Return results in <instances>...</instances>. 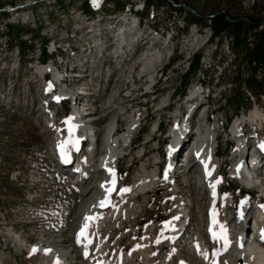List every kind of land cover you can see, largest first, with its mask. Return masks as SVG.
Here are the masks:
<instances>
[{
  "label": "rangeland",
  "instance_id": "374dc122",
  "mask_svg": "<svg viewBox=\"0 0 264 264\" xmlns=\"http://www.w3.org/2000/svg\"><path fill=\"white\" fill-rule=\"evenodd\" d=\"M116 1L98 0L99 7H95L97 15L91 18L81 9L84 0H0V264H54L47 258L29 252L20 243L42 245L49 250L54 245L58 247L57 249L74 246L75 230L79 227L80 214L86 204L82 187L74 186L75 188L71 190L69 188L71 183L68 184L62 180L63 178L54 168V147L58 136L63 135L60 123L57 122L50 129L43 124L45 117L38 103L41 98L38 67L44 66L41 64L49 65L50 60L49 57L44 63L37 60L41 55V41L32 37L36 30L47 42L55 39L62 43L61 51L58 49L59 52H64L68 47L78 50L85 41H90L92 48L85 50L88 56L86 60L91 61L90 65L84 60L80 66L77 55L80 59L85 57L82 54H76V56L70 54L73 53V49L70 53L68 52L71 56L69 62L75 60L73 62L78 67L79 76L86 75L84 70L89 69L88 78L85 77V81L90 85L91 92L88 93V97L80 93L87 108L90 107L88 104L92 103L96 109L100 110L103 103L108 102L111 97L115 98L111 103L115 109L107 117L100 115L102 120L99 124L102 127L113 118L112 116L123 113V117L122 115L119 117L116 132L118 135L126 129L125 119L132 115L133 111L137 110L141 115H145V118L142 116L140 128L135 131L129 156L119 160L118 175L123 183L120 193L126 194L122 190L132 188L134 177L138 175L143 165L149 172L158 169L153 161L158 155L155 151L156 147L159 143L166 142L170 136L168 133L171 134L173 127L176 129L174 115L178 114L182 107L187 106L183 101L186 97L187 100L189 99L192 89H199L201 84L208 83V89L205 91L210 90L212 93L208 97L205 95L201 97L213 112L210 123L214 124L218 121L219 129L222 122L228 119L230 123L235 115L243 114L244 111L250 113L255 109H264V95H255L237 80L238 77L244 79L248 72L246 66L242 65V58L232 52V40L230 38L210 40L211 30L208 26V18L211 11L225 7L218 0H178L177 2L160 0L161 3L158 6L153 4V9L137 14L139 18H145L144 25H139L135 21L139 29L134 24L129 26L130 21L122 22V28L126 29L127 34L134 32V34H128V37L134 36L136 31L138 33L136 44L131 45L130 50H127L129 48L121 40L118 41L120 35L117 36L114 27L121 25L120 17L123 13H128V9L135 4L136 0H118L123 8L127 6L124 12L116 6ZM253 2L256 3V0H237L235 4L238 3L239 7H236L234 2L231 3L234 6H231L232 10L229 13L233 11V14L244 19H249L250 16L264 17L263 6L259 4L253 8L251 7L255 4ZM4 11L9 12L11 18H6L2 13ZM116 20L118 24L115 23ZM193 20L198 23H192ZM7 24L13 30L18 28L22 32L20 40L32 46V50L24 47L23 57L18 55L17 38L8 34ZM149 26L158 28L156 31L159 36L162 35L163 29L173 28L170 34L161 36L163 42L176 35L170 46L163 48L167 56L174 50L173 55L166 58L163 65L157 66L158 83L155 99L144 95L147 91L148 78L143 74L141 64V58L145 53H155L158 48V44L148 42L150 40V34L147 33ZM247 30L245 39L248 44L252 40L254 31L248 28ZM148 44L150 47L147 48ZM120 46L125 47L124 52ZM103 49L105 52L100 57L99 53ZM115 49L118 52V58H112L115 55ZM51 50L52 48L48 49V51ZM197 54L201 57L199 69L193 74H185L187 65ZM54 59L60 60L57 57ZM62 69H65V64L62 65ZM160 73L161 77H159ZM79 76L77 74L73 77L67 73L65 88L70 90L69 85L78 82ZM74 90L78 91L77 88ZM178 94H180L179 98ZM250 95L252 97H249ZM163 100L166 102L162 110L159 106ZM167 104H169L168 107ZM196 112L194 122L195 126L199 123L198 128H200L203 123L199 121L202 111L197 109ZM82 113L79 112L80 115ZM184 113H187V109ZM67 114L68 108L62 107L59 118ZM179 119L182 122L186 121L184 118ZM156 123H158L160 134L154 133ZM216 142L218 163L221 160L231 161L234 154L237 156L238 144L237 148L233 145L229 147L224 143V136L217 138ZM187 145L186 143L185 147ZM143 151L146 153L141 157ZM158 152L162 155L160 147ZM86 157L87 155H83L84 160ZM238 161L222 167L225 171L223 170V175L218 179V186L227 189L229 194L239 196L241 200L244 199L243 201L249 199L247 194L256 193L254 197H259L263 202L264 195L259 189L255 187L241 189L236 181L228 180L226 173L230 167H233L231 173L233 175ZM130 163L132 165H129ZM182 172L183 174L177 178L176 186H161V189L157 191L147 192L146 195H140L134 199V195L128 198L124 212L130 210L132 212H130L132 214L130 219L132 216L133 220L129 223L130 219L127 220L123 213L121 225H116L113 229L110 223L108 228L104 227L100 234L102 241L105 239L106 241L98 245L97 250L100 251V247L103 248L105 255L100 259L110 258V261L113 259L117 261L133 250L137 251L143 239L150 237L146 228L152 225L151 227L156 230L161 229L167 213L171 216L175 214L176 217L179 205L181 207L187 204L192 219L191 226L184 239H181L174 249H168V254L176 259L177 255H180L188 264H204L195 248L192 247L191 250L190 243L195 239L194 233H197L198 242L195 243L201 244L203 241L206 244V239L202 240L200 236H203L202 222L208 208L207 195L200 186L196 170L186 172L183 169ZM103 177V172L97 177L91 175L86 185L96 186L97 184L98 187ZM255 189L259 192H255ZM95 190L97 191V189L93 191L96 192ZM71 192H77L73 194V218L67 227V233L63 235L53 230V224L58 222L56 218L58 212L45 210L59 208L60 204H64L69 198L72 199ZM135 200H137L136 203H134ZM254 209L253 206L252 214ZM35 210L44 211L41 213ZM217 210L220 221L227 225L228 230L232 229L239 210L236 213V209L225 210L223 204L218 206ZM167 224H171V221ZM138 239H141L138 246L130 250L129 242H137ZM111 243L114 244L110 245ZM111 253L114 258L111 257ZM134 256L133 259L137 264H143L142 261H146L137 253ZM240 261L243 260L240 259ZM234 262L233 254L232 259L224 258V264H238ZM70 263L88 264L82 261L80 253L76 258L70 259Z\"/></svg>",
  "mask_w": 264,
  "mask_h": 264
},
{
  "label": "bare ground",
  "instance_id": "6f19581e",
  "mask_svg": "<svg viewBox=\"0 0 264 264\" xmlns=\"http://www.w3.org/2000/svg\"><path fill=\"white\" fill-rule=\"evenodd\" d=\"M150 27L154 28L155 31L154 33L157 36L158 34L156 29L158 28L154 26H150ZM114 28L116 31L120 32L118 41L121 40V42L128 45L129 41H132L134 39V36L128 37V34L131 35L134 34V32L127 34L126 29L122 28V23L120 26ZM172 30L173 28H165L162 31V35L163 34L168 35ZM256 31L258 30H254V33ZM162 35L160 36L158 35V36L161 38ZM175 37L176 35H173L167 41H164L162 43L164 47L166 48L169 47L172 41L175 39ZM225 38H230L233 43V38H231L230 36H225L223 39ZM210 40H212V32H211ZM148 42H151V40H148ZM166 58H167V54H165L163 48H160L159 46L155 53H145L141 58L143 74L148 78V85L146 88L147 90L151 88V86L156 80V75L158 74L157 66L163 65ZM50 71H52L50 65H44L38 67V73L40 75ZM55 76H57V74H55L54 77ZM198 95H199V89L195 88L191 90L189 99L187 100L186 97L184 101L187 104L186 108L188 107L189 104H191L192 99L194 97H197ZM76 99L81 104H79L80 106L78 107V110L74 112L73 115L77 118V123L79 124L83 123V126L89 130L92 139L90 143L88 142L86 144V147L88 148L87 150L88 154L90 155L86 161L83 160L84 164L82 167L83 169L82 171L89 174V176L92 174L95 177H97V175L103 172L104 177L99 182V185L102 184L103 186L100 187L98 185L97 187V184L96 186L95 185L93 186L92 184L91 185L88 184L85 187H82L84 199L86 198L84 200L86 204L84 207L85 208L84 216L81 219V226H83L85 223V217H93V220L89 221L90 226L87 229L89 239L87 240L81 239V242L77 243L78 233L75 232L76 234L74 236L75 239L74 246L61 247L57 249L58 247H55L54 245V247L51 250L43 247L42 245H25L23 243H20L21 246L26 247V249H28L29 252L47 258L50 262H53L54 264H72L70 263V259L76 258L78 253L81 254L82 261L83 262L87 261L89 264L95 261V259L93 258L94 256L99 258L101 256H104L105 254L103 248L100 247V251L97 250L99 245L97 241L98 238L101 237L100 233L103 231L104 227L108 228L110 223H112L113 229L116 227V225L117 226L121 225L123 221L122 219L123 213H125L127 220L130 219V214L132 212L130 210L129 211L126 210L127 212H124L128 198L132 195H134L133 199L137 198L140 195H146V193L142 191L150 187L157 180L156 173L158 169H154L153 171L149 172L148 168L143 165L141 171L138 173V175L134 177V184L132 188L129 189L128 191H125L126 194H123L120 193L121 188L123 186V183L120 180V178L116 179L115 177H111V172L114 169L116 170V168H118L119 159L121 158L122 154H124V152L127 151V147L129 148V143L132 141L133 136L136 134L135 131L138 128V125H141L142 116L144 115H141L137 110L133 111V114L126 117L125 119L127 124L126 129L123 132L119 133L118 135H114L111 133L114 127L118 125L119 117L121 115L123 117L124 115L123 113L121 115L115 114L114 116H112L113 118H111L110 121H108V123L104 125V127H102L99 124V122L102 120V117H107L115 109L114 107L111 106V103L113 102V100H115L114 97H111L108 102L103 103V106L100 110L96 109V107L92 103L88 104L90 107L87 108L86 103H84L85 101H82L83 98L81 99L80 94L76 97ZM165 102L166 100H163L162 103L160 104L159 107H161V109ZM79 112H83V113L80 115ZM102 114L103 116L100 117V115ZM195 115H197L196 110L194 111V114L190 119L188 117L186 118L181 117L178 114L174 115V119L177 123V127L176 129L175 127L172 128L171 133L174 134L173 140H170V142L166 143V150L167 152H169L175 146L178 157L183 156V152L187 150L188 146H190L189 143L193 139V135H194L195 140H197L196 148L201 153L203 160L207 161L208 159H210L211 153L215 150L213 145L214 143L213 138L215 137L216 134L215 129L219 128V123L218 121H216L214 124L213 123L207 124L202 121L203 123L201 124L200 128H198L197 126V130L193 131L192 127L195 124L194 122ZM179 118L182 119L184 118L186 119V121L182 122ZM257 118L263 119L264 117L261 112L259 111L257 112V109H255L254 111L251 112L249 118H245V120L249 119L250 121H253L254 119ZM238 121L239 120H237L233 124L231 123L232 126L230 125L229 132H231L232 134L236 132L238 129L236 125L237 124L239 125V122L240 123L242 122V121L239 122ZM216 139L217 137L215 138V140ZM71 140L72 139L68 136L62 137L60 135L57 138L56 146L58 148H61V145H63V148H67L68 146H70ZM236 142H237L236 148L238 144L237 152L239 153L238 155H240L241 157L234 171L235 173L233 172V175L235 174V176L239 178L238 180L243 186H246L248 188L255 187L260 191H262V195H264V174L261 171H259L258 167H255L253 169L255 173L254 177H250V178L246 177L245 173L243 172L244 164L242 162V159L244 161V157L241 154L244 149L243 148L244 146L242 145L243 141L241 139H237ZM186 143L188 144L187 147H185ZM192 148L193 145L191 144V149H190L191 151ZM215 155H217V152L215 153ZM157 157L158 155L154 157L153 160L154 165L158 159ZM185 159L186 161L188 160L186 172L196 170V168L198 167V163L196 162V160L190 159L188 157H185ZM211 160H213V164L209 166V169L210 168L216 169V163H215L216 159L211 158ZM77 166L80 167V164L77 163ZM217 178L218 176L213 177L212 180L215 181ZM177 184L178 181L176 180L173 186H176ZM94 189H97V191L95 190L96 192H94L93 191ZM110 189H114V190L109 191ZM229 200H230V196H226V199H224L223 201V209H227ZM101 201L104 202L103 206H101ZM136 202L137 200H135L134 203ZM251 210H252V203L250 202V200L248 199L243 201L242 208L239 210V212H237V216L235 218V224L233 225V228L228 230L229 234H233L237 236L238 239L243 243V247L240 250L233 251L232 254L234 255L235 262L238 259H241L244 261V263L242 261V264H264V244L262 245L260 244V242H258L257 239L258 236H256L254 232L256 228L260 229V225H257L253 230L249 228L250 219L252 217ZM188 213H189V206L187 204L181 205V207L179 205L178 215H176L174 220V227L176 228L174 231L180 229L179 225L181 224L184 216L187 215ZM178 217L181 219V222L177 221ZM132 220L133 219L131 216V219L128 222L131 223ZM151 226L148 227L149 232L152 231L153 227ZM153 238H154L153 234H151L150 237L143 239L142 244L140 245L137 251L133 250L130 254L117 259V262L120 264H129V263L137 264L133 259L135 253H137L139 256H142L144 259H146V261H142L143 264H148V259L152 254L151 251H153L150 247ZM193 248H195L196 252L198 253V257L200 258V260L204 264L207 263L208 262L207 247L204 246L203 244L195 243ZM101 260H104L103 262L105 264L111 263L110 259L108 258ZM182 264H188V263H186L183 260Z\"/></svg>",
  "mask_w": 264,
  "mask_h": 264
},
{
  "label": "trees",
  "instance_id": "16d2710c",
  "mask_svg": "<svg viewBox=\"0 0 264 264\" xmlns=\"http://www.w3.org/2000/svg\"><path fill=\"white\" fill-rule=\"evenodd\" d=\"M172 1L177 2L178 0ZM236 1L237 0H218V2L225 7L213 9L211 11L212 13L208 18V26L212 32V40H222L225 36L233 37L231 50L235 55H239L242 58V65L244 67L246 66V70L248 72L244 79L238 77V82H241V84L247 90L251 91L255 95L264 94V17L260 16L259 18H256L254 16H250L248 22H245L241 16L233 14V11L229 13V11L232 10L231 6H234ZM145 2L146 6L153 4L158 6V4L161 3L160 0H145ZM233 2L234 4L231 5ZM115 4L117 7H119V9H124L118 0L115 2ZM259 4H261L260 6H263L262 8L264 9V0H256V3L251 7L256 8ZM235 5L236 7H239L238 3ZM103 7L104 5L102 6V9ZM81 9L85 14L90 16L93 15L88 2L85 0L82 3ZM192 23L197 24L198 21L193 20ZM260 24L263 25L262 30L253 33L252 40L247 44L245 39L246 32H248L247 28L251 31H254ZM6 27L9 30L8 34L14 38H17L16 42L18 43L19 51L22 57L24 47H28V49L32 50L31 45H27L26 42L20 40L22 32L18 28L13 30L9 24H7ZM32 37L41 41L40 58L41 61L44 62L48 58L44 47L47 41L39 35L38 30H36V33ZM199 60L200 54L193 56L192 60L190 61L189 75L193 74L199 69ZM185 77L187 76L185 75Z\"/></svg>",
  "mask_w": 264,
  "mask_h": 264
},
{
  "label": "snow or ice",
  "instance_id": "6c2138e0",
  "mask_svg": "<svg viewBox=\"0 0 264 264\" xmlns=\"http://www.w3.org/2000/svg\"><path fill=\"white\" fill-rule=\"evenodd\" d=\"M61 150L63 152V145H61ZM65 162H67V160H65ZM209 175H210V173H209ZM217 182H219V181H217ZM212 187L215 188V185H212ZM112 190H114V189H110L109 191H112ZM122 191H128V189H123ZM213 194H215V193H213ZM103 205H104V202L101 201V206H103ZM91 220H93V217H85V223L82 226L81 231L77 236V243L81 242V238H83L85 240L89 239V237L87 235V229L90 226L89 221H91ZM213 222L215 223V212H213ZM212 235H213L214 239L223 241V250L226 251L228 248L229 242H228L227 237L225 235V230L223 229V226H221V231L219 233L213 231ZM262 239H264V236H262ZM218 254H220V250H217V252L214 253V255H218Z\"/></svg>",
  "mask_w": 264,
  "mask_h": 264
},
{
  "label": "built area",
  "instance_id": "2783aa9c",
  "mask_svg": "<svg viewBox=\"0 0 264 264\" xmlns=\"http://www.w3.org/2000/svg\"><path fill=\"white\" fill-rule=\"evenodd\" d=\"M243 20H244L245 22H248V19H244V18H243ZM262 28H263V25L260 24V25L257 27V29H255V30L260 31V30H262ZM230 37L233 38L232 36H230Z\"/></svg>",
  "mask_w": 264,
  "mask_h": 264
},
{
  "label": "water",
  "instance_id": "95a60500",
  "mask_svg": "<svg viewBox=\"0 0 264 264\" xmlns=\"http://www.w3.org/2000/svg\"><path fill=\"white\" fill-rule=\"evenodd\" d=\"M241 264V263H240Z\"/></svg>",
  "mask_w": 264,
  "mask_h": 264
}]
</instances>
